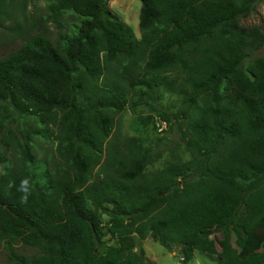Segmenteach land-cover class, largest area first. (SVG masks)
Returning <instances> with one entry per match:
<instances>
[{
	"label": "trees",
	"instance_id": "16d2710c",
	"mask_svg": "<svg viewBox=\"0 0 264 264\" xmlns=\"http://www.w3.org/2000/svg\"><path fill=\"white\" fill-rule=\"evenodd\" d=\"M108 1L44 0L58 37L0 60V241L40 249L8 243L9 264H146L148 238L186 264L216 235L222 264H264V56L247 60L264 33L240 25L264 0H140L139 39ZM171 75L175 111L156 104ZM128 89L132 109L177 126L188 160L146 173L158 144L112 135ZM54 129L50 170L36 136Z\"/></svg>",
	"mask_w": 264,
	"mask_h": 264
},
{
	"label": "rangeland",
	"instance_id": "374dc122",
	"mask_svg": "<svg viewBox=\"0 0 264 264\" xmlns=\"http://www.w3.org/2000/svg\"><path fill=\"white\" fill-rule=\"evenodd\" d=\"M140 0H110L108 9L117 17L119 21L130 27L137 39L140 37L139 14ZM67 25H74L76 21L66 16ZM240 25L244 29L257 28L264 33V1L258 3L254 10L245 18L240 20ZM59 31L49 18V10L44 0H0V60L7 59L14 52L18 51L29 39L43 35L53 42L58 37ZM258 56H264V46L259 50L249 53L247 60H252ZM174 80L173 87L161 88L157 107L175 111L179 104L178 91L185 88L183 79L170 76ZM129 91V102L124 110L116 115L114 119V130L112 135L123 143L125 138H139L145 147L158 144L157 150L162 153V158L150 165L146 173H152L162 169L169 162L178 159L186 161L189 159L188 153L181 145L180 133L177 126L160 132L156 127L158 115L146 106H138L134 109L130 107L131 101L135 99V92ZM183 128L184 122L179 123ZM56 131L46 134L47 138L39 137L37 141L39 148L36 150L37 159L47 162L48 169H52L56 162V152L53 149V138ZM104 147L103 157L107 154ZM96 169L93 171L95 173ZM102 221L106 223L108 217L102 214ZM107 244L112 241L106 238ZM214 253L195 252L192 260L186 264H222L220 254L223 253V240L220 236H211ZM11 244L13 251L28 258L40 254L38 247L27 246L20 240L1 239L0 241V264H9V250L7 244ZM230 246L236 249L235 238L231 237ZM135 251H144L146 264H184L182 262V252L180 247H174L169 251L153 242L150 238L141 241L136 240Z\"/></svg>",
	"mask_w": 264,
	"mask_h": 264
},
{
	"label": "clouds",
	"instance_id": "9594fccd",
	"mask_svg": "<svg viewBox=\"0 0 264 264\" xmlns=\"http://www.w3.org/2000/svg\"><path fill=\"white\" fill-rule=\"evenodd\" d=\"M26 185H27V182L25 181L24 184L21 187V191L24 193V195L21 198V202L22 203L27 201V197H28V194H29L28 188H27Z\"/></svg>",
	"mask_w": 264,
	"mask_h": 264
},
{
	"label": "built area",
	"instance_id": "2783aa9c",
	"mask_svg": "<svg viewBox=\"0 0 264 264\" xmlns=\"http://www.w3.org/2000/svg\"><path fill=\"white\" fill-rule=\"evenodd\" d=\"M156 127L158 128V130L160 132H162L163 130L166 129V124L164 122L160 121V119H159V120H157Z\"/></svg>",
	"mask_w": 264,
	"mask_h": 264
}]
</instances>
